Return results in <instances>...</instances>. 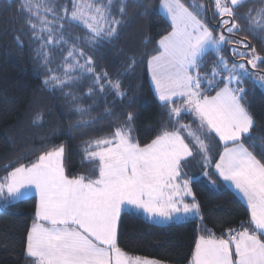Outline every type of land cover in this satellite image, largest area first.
<instances>
[{
	"label": "snow or ice",
	"instance_id": "6c2138e0",
	"mask_svg": "<svg viewBox=\"0 0 264 264\" xmlns=\"http://www.w3.org/2000/svg\"><path fill=\"white\" fill-rule=\"evenodd\" d=\"M13 2L23 21L14 29L16 47L30 49L42 88L58 94L73 118L52 136L84 135L101 119L119 120L118 103L131 107L140 100L129 97L123 78L145 62L165 116L145 144L133 135L132 112L110 123L109 135L84 139L87 175L68 173L64 144L45 145L31 163L5 166L0 209L35 200L24 246L31 264H161L119 246L125 218L156 225L199 219L188 264H264V129L249 111L244 86L264 91V55L249 39L264 43V0H160L153 14L162 11L171 30L151 54H126L115 76L97 71L95 54L129 26V8L148 13L145 0ZM11 7L0 0V11ZM74 27L81 32L74 34ZM101 104L103 112L93 116ZM46 115L35 111L31 127L44 128ZM213 139L222 146L217 158L211 155ZM193 160L200 174L186 171ZM205 179L214 189H231L245 205L249 218L239 228L218 236L203 226L193 184Z\"/></svg>",
	"mask_w": 264,
	"mask_h": 264
},
{
	"label": "trees",
	"instance_id": "16d2710c",
	"mask_svg": "<svg viewBox=\"0 0 264 264\" xmlns=\"http://www.w3.org/2000/svg\"><path fill=\"white\" fill-rule=\"evenodd\" d=\"M9 3L12 4L11 8L0 11V177L6 174V165L31 163L45 150V145L53 144L65 145V167L70 175L90 174L91 167L82 163V141L89 137L109 135L112 130L109 124L123 122L127 112H132L136 117L133 121L134 136L141 144L155 137L165 116L164 110L153 98L146 62L138 64L134 73L123 78L124 88L130 89L129 97L136 95L140 100L131 107H121L118 103L115 111L119 120L101 119L99 124L88 129L84 135L76 132L71 138L59 133L52 136L55 129L65 131L73 118H70L66 102L58 94L54 98L42 88V77H37L30 49L25 47L21 50L16 47L12 38L14 29L19 28L23 21L17 12L18 4L13 0H9ZM145 3L148 13L138 15L135 7L129 8V26L112 44L105 45L95 54L97 71L107 70L115 76L122 70L126 54L136 53L138 59L142 54H151L156 47L155 42L171 30L170 22L160 11L153 14L154 9H159L160 0H145ZM72 31L76 34L81 29L74 27ZM241 35L249 34L244 32ZM249 39L257 51L264 55V43L250 35ZM225 54L230 55V52ZM244 86L249 89L246 97L249 111L257 127L264 129V91L254 88L250 83ZM103 107L101 104L92 115L99 116ZM41 110L50 113L46 115V126L32 128L33 113ZM187 120L190 121L191 117ZM210 145L211 155L217 158L216 153L222 150V146L215 139ZM186 171L189 174H200L202 168L193 160ZM212 179L217 180V184L221 183L216 176ZM193 191L201 206L203 226L216 235L223 234L228 228H239L241 222L248 220L246 207L228 188L214 190L205 179L202 183L193 184ZM34 211V199L19 202L7 210L0 209V264L27 263L24 246ZM200 228L201 222L198 220L159 226L140 218H125L118 243L132 255L166 264H188Z\"/></svg>",
	"mask_w": 264,
	"mask_h": 264
},
{
	"label": "crops",
	"instance_id": "0c3cea01",
	"mask_svg": "<svg viewBox=\"0 0 264 264\" xmlns=\"http://www.w3.org/2000/svg\"><path fill=\"white\" fill-rule=\"evenodd\" d=\"M149 80H150V75H149ZM150 84H151V82H150ZM189 175H192V174H189ZM211 186V185H210ZM214 189V188H213ZM214 190H217V189H214ZM231 192H233L231 189H229ZM233 194H234V192H233ZM236 197H237V195L236 194H234ZM238 198V197H237ZM243 204V203H242ZM244 205V204H243ZM245 206V205H244ZM201 213H202V211H201ZM196 220H198V221H200L199 219H196ZM189 221H191V220H189ZM187 222V221H186ZM178 224V223H177ZM156 225V224H155ZM159 226H169V225H159ZM26 264H31V261L27 258V263ZM161 264H166V263H161Z\"/></svg>",
	"mask_w": 264,
	"mask_h": 264
},
{
	"label": "rangeland",
	"instance_id": "374dc122",
	"mask_svg": "<svg viewBox=\"0 0 264 264\" xmlns=\"http://www.w3.org/2000/svg\"><path fill=\"white\" fill-rule=\"evenodd\" d=\"M160 13L167 19V17L163 14L162 11H160ZM168 20V19H167ZM169 21V20H168ZM170 22V21H169ZM150 82H151V79H150ZM133 135H134V131H133ZM162 263V262H161Z\"/></svg>",
	"mask_w": 264,
	"mask_h": 264
}]
</instances>
